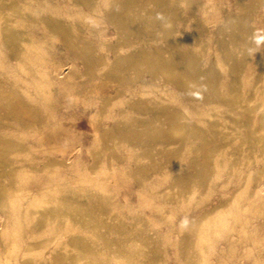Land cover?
<instances>
[{
    "label": "rangeland",
    "instance_id": "374dc122",
    "mask_svg": "<svg viewBox=\"0 0 264 264\" xmlns=\"http://www.w3.org/2000/svg\"><path fill=\"white\" fill-rule=\"evenodd\" d=\"M22 1L0 2V89L22 97L33 115L31 123L28 117L23 123L8 116L0 121V144L9 142L4 157L10 165V173L0 175L6 182L0 264H53L55 255L63 264H89L85 249L94 230L90 222L67 214L75 209L90 210L95 221L161 228L199 216L200 223L219 218L227 224L228 211L238 209L262 228L264 242V213L246 209L256 199L264 201V0H38L44 6ZM18 6L26 12L21 15ZM122 13L128 14L124 23ZM147 61L168 66L160 69ZM167 68L181 75L166 74ZM172 128L181 133L170 135ZM159 237L165 261L173 256L178 235ZM256 244L252 258L220 264H264V253L255 254ZM207 259L212 261L211 255Z\"/></svg>",
    "mask_w": 264,
    "mask_h": 264
},
{
    "label": "bare ground",
    "instance_id": "6f19581e",
    "mask_svg": "<svg viewBox=\"0 0 264 264\" xmlns=\"http://www.w3.org/2000/svg\"><path fill=\"white\" fill-rule=\"evenodd\" d=\"M3 1V0H2ZM2 1H0L2 3ZM6 1V0H5ZM18 2L22 1V0H17ZM38 1V0H37ZM36 1V2H37ZM82 1V0H81ZM87 1V0H86ZM93 1V0H92ZM96 1V0H95ZM127 1V0H126ZM135 1V0H133ZM132 1V2H133ZM148 1V0H147ZM11 2V1H10ZM17 2V4H18ZM23 2V1H22ZM26 2V1H25ZM40 1H38L39 3ZM48 2L50 3V1L48 0ZM85 2V0H84ZM91 2V1H90ZM94 2V1H93ZM106 2V1H105ZM131 2V1H130ZM137 2V1H136ZM142 2V1H140ZM245 2V1H244ZM0 3V4H1ZM5 3V2H4ZM24 3V2H23ZM27 3V2H26ZM24 3V4H26ZM37 3V5H38ZM51 3H52V0H51ZM88 3V2H86ZM85 3V4H86ZM97 3V1H96ZM99 3V2H98ZM108 3V1H107ZM135 3V2H134ZM138 3V2H137ZM3 4V3H2ZM13 4V3H12ZM16 5V2L14 3ZM36 4V3H35ZM41 4V2H40ZM39 4V5H40ZM94 4V3H93ZM110 4V3H109ZM108 4V5H109ZM128 4V3H127ZM6 5H10V3L6 4ZM42 5V4H41ZM54 5V4H53ZM88 5V4H86ZM90 5V4H89ZM121 5V4H119ZM132 5V4H131ZM169 5V4H168ZM2 6H5V5H2ZM13 6V5H11ZM21 7V5H19ZM18 6V10L19 13L21 14V12L23 13V10H19L20 7ZM32 6V5H31ZM44 6V5H42ZM41 6V7H42ZM95 6V4H94ZM98 7V4L96 5ZM110 6V5H109ZM154 6V5H153ZM158 6H159V2H158ZM176 6V5H175ZM16 6H14L13 8H15ZM57 7V6H56ZM106 7V5H105ZM104 7V8H105ZM117 7V6H116ZM123 7V6H122ZM132 7V6H131ZM146 7H148V5L146 4ZM152 7V6H151ZM246 7V6H245ZM9 8V7H8ZM23 8V7H22ZM21 8V9H22ZM93 8V6H92ZM99 10L101 9L100 7H98ZM107 8V7H106ZM105 8V9H106ZM127 8V7H126ZM153 8V7H152ZM162 8V7H161ZM2 9V8H0ZM17 9V8H16ZM27 9V8H25ZM47 9V8H46ZM95 9V8H94ZM108 9V8H107ZM110 9V7H109ZM114 9V8H112ZM130 9V8H129ZM128 9V10H129ZM146 9V8H145ZM144 9V10H145ZM6 10V9H5ZM9 11H11V7L8 9ZM89 10V9H88ZM92 10V9H91ZM117 10V9H116ZM123 10V9H122ZM125 10V9H124ZM123 10V11H124ZM133 10V9H131ZM1 11V10H0ZM58 11V10H57ZM95 11V10H94ZM93 11V12H94ZM98 10H96L97 12ZM106 11V10H104ZM119 11V10H118ZM135 11V10H134ZM2 12V11H1ZM16 12V11H15ZM26 12V11H25ZM24 12V13H25ZM36 13H38L39 11H37V6H36ZM34 12V13H35ZM92 12V13H93ZM120 12V11H119ZM127 12V11H125ZM129 12V11H128ZM127 12V13H128ZM131 12V11H130ZM151 12V11H149ZM157 12V11H156ZM23 13V14H24ZM27 13H29L27 11ZM87 13V12H86ZM102 13V12H101ZM121 13V12H120ZM127 13H122L120 15V21L121 23L125 22V19L127 17ZM137 12H135L136 14ZM155 13V12H154ZM40 13H38L39 15ZM131 14V13H129ZM134 14V13H133ZM143 14V13H142ZM149 14V13H148ZM147 14V15H148ZM153 14V13H152ZM171 14V13H169ZM3 15V14H1ZM7 14H5L6 16ZM16 15L19 17L18 13L16 12ZM22 15V14H21ZM20 15V16H21ZM34 15V14H33ZM103 15V13H102ZM116 15V14H114ZM156 15V14H155ZM8 16V15H7ZM6 16V18H8ZM91 16V14H90ZM92 16H94L92 14ZM117 16V15H116ZM152 16V15H151ZM3 17V16H2ZM35 17V16H34ZM87 17V15H86ZM104 17V16H103ZM102 17V18H103ZM109 17V16H108ZM113 17V16H111ZM110 17V18H111ZM154 17V16H153ZM167 17V16H166ZM176 17V16H175ZM1 18V17H0ZM33 18V17H32ZM96 18V17H95ZM101 18V16H100ZM114 18V17H113ZM4 19V17H3ZM109 19V18H108ZM132 19V18H131ZM9 20V19H8ZM7 20V21H8ZM42 20V19H41ZM92 20V18H91ZM94 20V19H93ZM104 20V19H103ZM113 20V19H111ZM117 20V19H116ZM129 20V19H127ZM166 20V19H165ZM171 20V19H170ZM174 20V19H173ZM40 21V20H39ZM105 21V20H104ZM103 21V22H104ZM110 21V19H109ZM138 21V20H137ZM164 21V20H163ZM10 22H12L10 20ZM8 21V23H10ZM16 22V21H14ZM42 23V21H40ZM83 22V21H82ZM101 22V21H100ZM114 22V21H113ZM118 23V21H116ZM132 22V21H131ZM130 22V23H131ZM165 22V21H164ZM168 22V21H167ZM1 23V22H0ZM5 23V24H4ZM2 22V24L6 25L7 23L6 22ZM81 23V22H80ZM129 23V22H128ZM136 23V22H135ZM154 22H152L153 24ZM161 23V22H160ZM19 24V22H18ZM69 24V23H68ZM85 24H87V22H85ZM93 24V23H92ZM95 24V23H94ZM114 24V23H113ZM171 24V23H170ZM234 24V23H233ZM236 24V23H235ZM241 24V23H240ZM244 24V22H243ZM44 25V24H43ZM47 25V24H46ZM50 25V24H49ZM53 25V24H52ZM82 25V24H81ZM98 25V24H97ZM96 25V26H97ZM117 25V24H115ZM120 25V23L118 24ZM129 25V24H128ZM132 25V24H130ZM154 25V24H153ZM1 26V25H0ZM3 26V25H2ZM1 26V28H2ZM93 26V25H92ZM125 26V25H124ZM239 26V25H238ZM86 27V26H85ZM88 28L90 26H87ZM94 27V26H93ZM117 27V26H116ZM121 27V26H120ZM120 27H117L119 29H121ZM122 27H123V24H122ZM127 27V25L125 26ZM143 27V26H142ZM10 28L12 29V27L10 26ZM9 28V29H10ZM48 28V26H47ZM50 28V27H49ZM73 28V27H71ZM84 28V27H83ZM98 28V27H97ZM128 30L129 27H127ZM126 28V29H127ZM141 28V27H140ZM157 28V27H156ZM178 28V27H177ZM8 29V28H7ZM17 29V28H16ZM68 29V28H67ZM70 29V28H69ZM74 29V28H73ZM95 29V28H94ZM116 29V28H115ZM170 29V28H169ZM180 29V28H179ZM14 30V28H13ZM12 30V31H13ZM19 30V29H18ZM16 31V32H19V31ZM85 30V29H84ZM92 30V29H91ZM117 30V29H116ZM121 30H125L124 28H122ZM161 30V29H160ZM177 30V29H176ZM230 30V29H229ZM56 31V30H55ZM60 31V30H59ZM62 32H64L63 30H61ZM126 31V30H125ZM132 31V30H131ZM149 31V30H148ZM155 31V30H154ZM4 32V31H3ZM8 32V31H7ZM14 34L16 33L15 30L13 31ZM90 33V31H88ZM92 33L94 32L93 30L91 31ZM118 32V31H117ZM116 32V33H117ZM135 32V31H134ZM156 32V31H155ZM168 32V31H167ZM6 33V31H5ZM11 33V30L10 32ZM20 33V32H19ZM91 33V36H93ZM121 34V32H119ZM141 33V31H140ZM152 33H153V30H152ZM94 34V33H93ZM124 34V33H123ZM126 34V32H125ZM130 34V32H129ZM161 34H162V30H161ZM23 35V34H21ZM19 35V37L21 36ZM64 35V34H63ZM62 35V36H63ZM134 35V34H133ZM167 35V34H166ZM169 35V34H168ZM18 36V35H17ZM28 36V35H26ZM65 36V35H64ZM73 36V35H72ZM71 36V37H72ZM90 36V35H89ZM126 36V35H124ZM123 36V37H124ZM132 36V35H131ZM154 36V35H153ZM2 37V35H1ZM6 37V36H4ZM9 37V36H7ZM7 37L5 38V40H8ZM13 37V36H12ZM22 37V36H21ZM70 37V36H69ZM121 37V36H119ZM127 37V36H126ZM135 37V36H133ZM151 37V36H150ZM163 37H166L165 35ZM17 38V37H15ZM75 38V36H74ZM72 38V39H74ZM82 38V37H81ZM90 38V37H89ZM100 38V37H99ZM98 38V39H99ZM122 38V37H121ZM128 38V37H127ZM171 38H173V36H171ZM69 39V38H68ZM70 39V40H72ZM77 39V38H76ZM93 38H91L92 40ZM118 39V38H117ZM194 39V38H193ZM191 39V40H193ZM4 40V38H3ZM4 40V41H5ZM10 40V39H9ZM14 40V39H12ZM17 40V39H16ZM25 40H28V39H25ZM47 40V39H46ZM49 40V39H48ZM68 40V41H70ZM103 40V39H102ZM119 40V39H118ZM123 40V39H122ZM150 40V39H149ZM168 40V39H167ZM172 40V39H171ZM20 41V40H19ZM65 41V39H64ZM75 41V40H74ZM79 40H77L78 42ZM93 41V40H92ZM106 41V40H105ZM154 41V40H153ZM176 41V40H174ZM3 42V41H2ZM6 43L9 42V41H5ZM15 42V40H14ZM44 42V41H43ZM72 42V41H70ZM80 42H82V40H80ZM84 42V41H83ZM90 42V41H89ZM88 42V43H89ZM118 42V41H117ZM116 42V43H117ZM129 42H131V40H129ZM128 42V43H129ZM177 42V41H176ZM247 42V41H246ZM48 43V42H47ZM87 43V42H85ZM91 43V42H90ZM112 43V42H110ZM109 43V44H110ZM120 43V41L118 42ZM117 44H113L114 46L115 45H118ZM124 43V42H123ZM132 43V42H131ZM151 43V42H150ZM155 43V42H154ZM157 43V42H156ZM4 44V43H3ZM53 44V43H52ZM82 44V43H81ZM98 44V43H97ZM121 44V43H120ZM148 44V43H147ZM170 44H172L170 42ZM175 44V43H173ZM178 44V43H177ZM246 44V43H245ZM6 45V44H5ZM3 45V46H5ZM13 44L11 43L10 46H12ZM18 45V44H17ZM49 45V44H48ZM80 45V44H79ZM91 45V44H90ZM96 45V43H95ZM94 45V46H95ZM99 45V44H98ZM125 45H126V42H125ZM137 45V44H136ZM141 45V44H140ZM153 45V44H152ZM219 45V44H218ZM231 45V44H230ZM8 46V45H7ZM74 46V44L72 45ZM127 46V45H126ZM167 46V45H166ZM175 47V45H173ZM182 46V45H181ZM14 47V45L12 46ZM20 47V46H19ZM50 47V46H49ZM70 47V45H69ZM84 47V46H83ZM98 47V46H97ZM123 47V46H122ZM121 47V48H122ZM131 47V46H130ZM129 47V48H130ZM146 47V46H145ZM154 47H156L154 45ZM153 47V48H154ZM170 47H172L170 45ZM218 47V46H217ZM6 48V47H5ZM11 48V47H10ZM45 48V47H44ZM74 48V47H73ZM89 48V46H88ZM93 48V47H92ZM104 48H105V45H104ZM132 48V47H131ZM134 48H136L134 46ZM150 48V47H149ZM148 48V50H149ZM166 48V47H165ZM173 48V47H172ZM176 48V47H175ZM178 48V46H177ZM215 48V47H214ZM226 48V47H225ZM232 48V47H231ZM236 48V47H235ZM12 49V48H11ZM17 49V48H16ZM46 49V48H45ZM127 49V48H126ZM160 49V48H159ZM157 48V51L159 50ZM179 49V48H178ZM181 49V48H180ZM217 49V48H216ZM3 50H7V49H3ZM2 50V51H3ZM14 50V49H13ZM18 50V49H17ZM78 50V49H77ZM84 50V49H83ZM82 50V51H83ZM91 50V49H90ZM100 50V49H99ZM119 50V48H118ZM129 50V49H127ZM165 51V49H163ZM162 50V51H163ZM194 50V48H193ZM218 50V49H217ZM229 50V49H228ZM19 51V50H18ZM49 51V50H48ZM76 51V49H75ZM151 51V50H150ZM184 51V49H183ZM203 51V50H202ZM222 51V50H221ZM5 52V51H4ZM3 52V53H4ZM8 52V51H7ZM20 52V51H19ZM23 52V51H22ZM25 52V50H24ZM32 52V50H31ZM51 52H54V51H51ZM49 52V53H51ZM94 52H95V49H94ZM117 52V51H116ZM126 52V51H125ZM145 52V51H144ZM17 52H15L16 54ZM47 53V52H46ZM48 53V54H49ZM72 53V51H71ZM77 54L76 52H73V54ZM93 53V52H91ZM90 53V54H91ZM148 53V51H147ZM154 53V52H153ZM160 53V52H159ZM164 53V52H163ZM166 53V52H165ZM182 53V52H181ZM185 53V52H184ZM6 54V53H5ZM8 54V53H7ZM14 54V53H13ZM22 55V58H23V54L20 53ZM86 54V53H85ZM89 54V55H90ZM123 54V53H122ZM198 54V52H197ZM201 54V53H200ZM19 55V53H18ZM79 55V54H78ZM121 55V54H120ZM145 55V54H144ZM170 55V54H169ZM234 55V54H233ZM16 56V55H15ZM14 56V57H15ZM50 56V54H49ZM87 56V54H86ZM97 56V55H96ZM117 56V55H116ZM152 56V55H151ZM154 56V55H153ZM168 56V55H167ZM186 56V55H185ZM13 57V56H11ZM52 57V55H51ZM50 57V58H51ZM85 57V55H84ZM91 57V56H90ZM136 57V56H134ZM139 57V56H138ZM10 58V56H9ZM16 58V57H15ZM45 58V56H44ZM93 58V57H92ZM91 58V59H92ZM103 58V57H102ZM114 58V57H112ZM155 58V57H154ZM174 58V57H173ZM177 58V57H176ZM192 58V57H191ZM47 59V58H46ZM59 59V58H58ZM89 59V58H87ZM128 59V57H127ZM133 59V58H132ZM137 59V58H136ZM142 59V58H141ZM140 59V60H141ZM186 59V58H185ZM194 59V58H193ZM19 60V58H18ZM21 60V59H20ZM19 60V61H20ZM25 60V58H24ZM54 60V59H53ZM93 60V59H92ZM131 60V59H130ZM144 61V59H142ZM141 60V61H142ZM146 60V59H145ZM149 60V59H148ZM10 61V60H9ZM15 61H17L15 59ZM18 61V62H19ZM57 61V60H56ZM97 61V60H96ZM126 61V60H124ZM133 61V60H132ZM136 61V60H135ZM191 61V60H190ZM198 61V60H197ZM26 61H23L21 63H24ZM52 62V61H50ZM123 62V61H122ZM138 63V61H136ZM140 62V61H139ZM148 62V61H147ZM153 61L152 63L149 61L146 65H149V66H159L160 69H161V66H165L167 67L166 65L162 64V63H158V62H155ZM204 62V61H202ZM93 63V61H92ZM112 63V62H111ZM119 63V61H118ZM133 63V62H132ZM145 63V62H144ZM176 63V61H175ZM11 64H12V59H11ZM16 64V63H15ZM55 64V63H54ZM231 64V63H230ZM244 64V63H243ZM13 65V64H12ZM21 65V64H20ZM26 66V64H24ZM85 65H88V64H85ZM109 65V64H108ZM130 65V63H129ZM242 65V64H241ZM240 65V66H241ZM16 66V65H15ZM23 66V64H22ZM42 66V65H41ZM94 66V65H93ZM127 66V65H126ZM133 66V64L131 65ZM135 66V64H134ZM143 66V65H142ZM202 66V65H200ZM19 67V65H18ZM29 67V66H28ZM87 67V66H86ZM124 67V66H123ZM129 67V66H128ZM136 67V66H135ZM158 67V68H159ZM227 67V66H226ZM52 68V67H50ZM49 68V69H50ZM144 68V67H143ZM156 68V67H155ZM171 68V67H170ZM182 68V67H181ZM48 69V68H47ZM58 69V68H57ZM62 69V68H61ZM90 69V68H89ZM88 69V70H89ZM92 69V68H91ZM113 69V68H112ZM118 69V68H117ZM120 69V68H119ZM159 69V70H160ZM164 69V68H163ZM177 69V68H175ZM174 69V70H175ZM185 69V67H184ZM192 69V68H191ZM33 70V69H32ZM31 70V72H32ZM52 70V69H51ZM54 70V68H53ZM121 70V69H120ZM168 71H166V74L169 73L171 75H175L177 74V72H175L173 69H168ZM113 71V70H111ZM119 71V70H118ZM142 71V70H141ZM151 71V70H150ZM181 71V70H180ZM179 71V72H180ZM38 72V71H37ZM55 72V71H54ZM57 72V71H56ZM59 72V71H58ZM62 71H60L61 73ZM121 72V71H120ZM160 72V71H159ZM162 72V71H161ZM164 72H165V69H164ZM1 73V72H0ZM3 73V72H2ZM63 73V72H62ZM137 73V72H136ZM152 73V72H151ZM157 73V72H156ZM186 73V72H185ZM35 74V73H33ZM56 74V73H55ZM88 74V73H87ZM91 74V73H90ZM128 74V72H127ZM133 74V73H131ZM135 74V73H134ZM159 74V73H158ZM165 74V75H166ZM3 75V74H2ZM40 75V74H39ZM48 75L49 77V74H46ZM58 75V74H56ZM121 75H122V72H121ZM126 75V74H125ZM130 75V74H129ZM178 75V74H177ZM181 75V73L179 74ZM178 75V76H179ZM5 76V74H4ZM33 76L32 74L30 75V77ZM55 76V75H54ZM62 76V74L60 75ZM59 76V77H60ZM183 76V75H182ZM185 76V75H184ZM3 77V76H2ZM9 77V76H8ZM36 77V75H35ZM34 77V78H35ZM58 77V78H59ZM122 77V76H121ZM120 77V78H121ZM162 77V76H161ZM188 77V76H186ZM33 78V77H31ZM56 78V77H55ZM62 78V77H61ZM125 78V77H124ZM127 78V77H126ZM174 78V77H173ZM196 78V77H194ZM1 79V78H0ZM10 79V77H9ZM52 79V78H51ZM116 79V78H115ZM53 80V79H52ZM55 80V79H54ZM63 80H64V77H63ZM125 80V79H124ZM167 80V79H166ZM169 80V79H168ZM210 80V79H209ZM9 81V80H7ZM11 81V80H10ZM117 81V80H116ZM120 81V80H119ZM186 81V80H185ZM188 81V80H187ZM194 81V80H193ZM15 82V81H14ZM59 82V81H58ZM64 82V81H63ZM189 82V81H188ZM10 83V82H9ZM57 83V82H56ZM65 83V82H64ZM63 83V84H64ZM120 83V82H119ZM176 83V81H175ZM232 83V82H231ZM2 84V83H1ZM58 84V83H57ZM55 84V85H57ZM62 84V85H63ZM177 84V83H176ZM179 84V83H178ZM12 85H13V82H12ZM17 85V84H16ZM54 85V86H55ZM60 85V84H59ZM66 85V84H65ZM121 85V84H120ZM209 85V83H208ZM228 85V83H227ZM5 86V85H4ZM14 86V85H13ZM187 86V85H186ZM196 86V85H195ZM212 86V85H211ZM59 87V86H58ZM57 87V88H58ZM118 87V86H117ZM216 87V86H215ZM218 87V86H217ZM12 88V87H11ZM60 88V87H59ZM120 88V87H118ZM190 88V87H189ZM193 87H191L190 89H192ZM201 88H202V85H201ZM210 88V87H209ZM212 88V87H211ZM121 89V88H120ZM17 90V89H16ZM57 90V89H56ZM55 90V91H56ZM61 90V89H60ZM59 90V91H60ZM118 90V89H117ZM193 90V89H192ZM191 92H194L192 91ZM202 90V89H201ZM8 91V90H7ZM19 91V90H18ZM58 91V92H59ZM221 91V90H220ZM219 91V92H220ZM229 91V90H228ZM233 91V90H231ZM238 91V90H237ZM253 91V90H252ZM6 90L4 89H0V121H6L8 120V117L10 119H14L19 121V122H24L26 121V117H28L27 120H30L33 115L31 113V110L29 108V104L24 101L23 99L21 98H18L17 96H13V95H7V93H5ZM12 92V91H11ZM30 92V91H29ZM186 92V91H184ZM200 92V91H199ZM241 92V91H240ZM18 93V92H17ZM31 93V92H30ZM33 93V92H32ZM45 93V91H44ZM202 93V92H201ZM242 93V92H241ZM12 94V93H11ZM103 94V93H101ZM197 94V93H196ZM217 94V93H216ZM231 94V93H230ZM195 95V94H193ZM24 96V95H23ZM226 96V95H225ZM98 97V96H97ZM25 98V97H24ZM102 98V97H101ZM106 97L104 96V99ZM227 98V97H226ZM248 100L250 99L249 97H247ZM103 99V98H102ZM102 99H99V100H102ZM191 99V98H190ZM212 99V98H211ZM108 100V99H107ZM196 100V99H195ZM38 101V100H37ZM87 101V100H86ZM91 101V100H89ZM88 101V102H89ZM50 102V101H49ZM106 102V101H105ZM236 102V101H235ZM93 103V102H92ZM101 103H103L101 101ZM111 104V103H110ZM219 104V103H218ZM50 105V104H49ZM106 105V104H105ZM254 105V104H253ZM44 106V105H43ZM142 106V105H141ZM224 106V105H223ZM245 106V105H243ZM222 108V107H221ZM43 109V108H42ZM143 109V108H142ZM223 109V108H222ZM230 109V108H229ZM145 110V109H144ZM224 110H228V109H225ZM252 110V109H250ZM150 111V110H149ZM222 112V111H221ZM235 112V110H234ZM233 112V113H234ZM164 113V112H163ZM210 113V112H209ZM224 113V112H223ZM42 114V113H41ZM110 114V113H109ZM213 114V113H212ZM247 114V113H246ZM245 114V115H246ZM5 116V117H4ZM8 116V117H7ZM162 116V114H161ZM221 116V115H220ZM254 116V114H253ZM248 117H249V114H248ZM246 118V117H245ZM9 119V120H10ZM41 119V118H40ZM124 119V118H123ZM182 119V118H181ZM206 119V118H205ZM203 119V120H205ZM208 119V118H207ZM241 121L242 119L239 118ZM247 119V118H246ZM224 120V119H223ZM112 121V120H111ZM157 121V120H156ZM239 122V120H237ZM29 123H31L32 121H27ZM138 122V121H137ZM197 122V121H196ZM207 122V121H205ZM222 122V121H221ZM245 122V121H244ZM243 122V123H244ZM16 123V122H15ZM42 123V122H41ZM195 123V122H194ZM226 123V122H225ZM241 123V124H243ZM1 124V122H0ZM34 124V123H33ZM237 124V123H236ZM12 125V124H11ZM147 125V124H146ZM219 125V124H218ZM6 126V125H5ZM3 126V128L5 127ZM37 126V124H36ZM103 126V125H101ZM113 126V125H112ZM144 126V125H143ZM142 126V127H143ZM152 126V125H150ZM189 126V125H188ZM246 126V125H245ZM263 126V125H262ZM17 127V126H16ZM19 127V126H18ZM21 127V126H20ZM98 127V126H97ZM140 127V126H138ZM155 128V126H153ZM205 127V125H204ZM207 127V126H206ZM228 127V126H227ZM1 128V127H0ZM6 128V127H5ZM101 128V127H100ZM118 128V127H117ZM171 128V127H170ZM224 128V126H223ZM260 128V127H259ZM10 129V128H9ZM26 129V128H25ZM130 129V128H129ZM183 129V128H182ZM228 129V128H227ZM230 129V128H229ZM240 129V128H238ZM2 130V129H0ZM28 130V129H26ZM31 130V129H30ZM101 130V129H100ZM99 130V131H100ZM107 130V129H106ZM131 130V129H130ZM143 130V129H142ZM222 130V129H221ZM111 131V130H110ZM128 131V130H127ZM155 131V130H154ZM158 131V130H157ZM180 128H176V129H170L169 130V134L171 135H179L181 132H180ZM201 131V130H200ZM206 131V130H205ZM223 131V130H222ZM228 131V130H227ZM4 132V131H3ZM26 132V131H25ZM29 132V130H28ZM102 132V131H101ZM193 132V131H192ZM231 132V131H230ZM7 133V132H6ZM27 133V132H26ZM132 133V132H131ZM137 133V132H135ZM168 133V132H167ZM207 133V132H206ZM211 133V131H210ZM107 134V133H106ZM121 134V133H120ZM143 134V132H142ZM145 134H146V131H145ZM186 134V133H185ZM216 134V133H215ZM229 134V133H228ZM213 135V134H212ZM225 135V134H224ZM242 135V134H240ZM1 136V135H0ZM3 136V135H2ZM5 136H8L5 134ZM112 136V135H111ZM118 136V135H117ZM207 136V135H206ZM216 136V135H215ZM226 136V135H225ZM263 136V135H262ZM98 137V136H97ZM197 137V136H196ZM209 137V136H208ZM5 138V137H4ZM7 138V137H6ZM151 138V137H150ZM194 138V137H193ZM234 138V137H233ZM232 138V139H233ZM240 138V137H239ZM144 139V138H143ZM195 139V138H194ZM140 140V139H139ZM216 140V139H215ZM11 142V139L9 140ZM16 141V140H14ZM114 141H116L114 139ZM143 141V140H142ZM231 141V140H230ZM242 141V140H241ZM247 141V140H246ZM259 141V140H258ZM101 142V141H100ZM141 142V141H140ZM264 142V141H263ZM7 143V142H6ZM2 143L0 144V175L1 174H7V173H10L9 169H10V165H6L7 164V161L5 159V155L7 154V151H6V147H7V144L9 143ZM125 143V142H124ZM159 143V142H158ZM222 143V142H221ZM239 143V142H238ZM100 144V143H99ZM152 144V143H151ZM165 144V143H164ZM177 144V143H176ZM252 144V143H251ZM255 144V143H254ZM127 145V144H126ZM175 145V144H174ZM226 145V143H225ZM264 145V144H263ZM154 146V145H153ZM230 146V145H229ZM193 147V146H192ZM202 147V146H200ZM260 147V146H259ZM264 147V146H263ZM221 148V147H220ZM21 149V148H20ZM9 150V149H8ZM153 150V149H152ZM19 151V150H18ZM241 151V150H240ZM12 153V151H10ZM219 152V151H218ZM237 153V152H236ZM227 154V153H226ZM245 154V153H244ZM215 155V154H214ZM253 155V154H252ZM259 155V154H258ZM12 156V155H11ZM18 156V155H17ZM250 156V155H249ZM10 158V157H9ZM248 158V157H247ZM169 159V158H168ZM95 160V159H94ZM231 160V159H230ZM12 162V161H11ZM200 162V161H199ZM229 162V161H228ZM158 163V162H157ZM214 163V161H213ZM12 164V163H11ZM99 164V163H98ZM231 164V163H230ZM18 165V164H17ZM262 165V164H261ZM14 166V165H13ZM91 166V165H90ZM102 167V166H101ZM192 169V168H191ZM45 170V169H44ZM156 170V169H155ZM202 171V170H201ZM162 172V171H160ZM189 172V171H188ZM159 173V172H158ZM195 174V173H194ZM197 174V172H196ZM185 176V175H184ZM189 176V175H188ZM205 176V175H204ZM192 177V176H191ZM1 176H0V202L1 201H4L3 200V197H5V187H4V184L6 182H3L1 181ZM6 178V177H5ZM209 179V178H208ZM143 180V179H142ZM186 180H189V179H186ZM197 180V179H196ZM175 182V181H174ZM207 183V182H206ZM254 183V182H253ZM168 184V183H167ZM259 184V183H258ZM264 185V183H262ZM147 185V184H146ZM168 186V185H167ZM12 187V186H11ZM147 187V186H146ZM166 187V186H165ZM160 189V188H159ZM176 189V188H175ZM200 189V188H199ZM170 190V189H169ZM263 190V189H262ZM161 191V189H160ZM164 192V191H163ZM175 193V192H174ZM85 194V193H84ZM230 194V193H229ZM86 196V195H85ZM172 196V195H171ZM182 197V196H181ZM184 197V196H183ZM85 198V197H84ZM228 199V198H227ZM103 200V199H102ZM50 201V200H49ZM53 201V200H52ZM64 201V200H63ZM184 201V200H183ZM226 201V200H225ZM54 203V202H52ZM96 203V202H95ZM224 203V202H223ZM219 205V204H218ZM221 205V204H220ZM63 206V205H62ZM111 206V205H110ZM216 206V205H214ZM60 208V207H59ZM114 208V207H113ZM49 209V208H47ZM214 209V207L212 208ZM247 211L251 212L253 215H256V213H264V201L262 199H256L250 206H248V208H246ZM68 210V209H67ZM207 210V209H206ZM210 210V209H209ZM52 211V210H51ZM69 211V210H68ZM213 211V210H212ZM44 212V211H43ZM67 212V211H66ZM198 212V211H197ZM208 212V211H206ZM228 212H230V223H227V224H224L222 223V221L218 218L217 220H214L213 222H206V223H200V219L202 216H199L197 218H194L192 219L188 226L187 227H181V223H178V224H172V223H166L164 224V228H161L160 226L158 225H147V224H144V223H117V222H106V221H103V220H99V221H95L94 219H97L94 217V215L90 212V210H84V209H75V211H72V212H68L67 214L71 215L74 219H76L77 221H81V222H90V225L91 227L93 228L94 230V236L90 239V243L88 245V248L85 249V252H86V256L88 257L89 259V264H210L212 261L213 262H218L219 264L220 263H223L225 262V260L229 259V260H234V259H249V258H252V255H253V249H252V245L253 243H257L256 244V252L255 254H257V256L261 255L264 253V242L261 240V236L263 234V231H262V228L259 226V225H254V224H250L247 220V218H243L242 215H241V212L240 210L236 209V210H229ZM57 213H59L57 211ZM57 213H52L51 215L53 216H56L58 217L59 214ZM45 214V213H44ZM65 214V213H64ZM106 214V213H105ZM104 214V215H105ZM209 214V212H208ZM212 214V213H211ZM109 215V214H108ZM193 215V214H192ZM206 215V213H205ZM103 216V215H102ZM107 216V214H106ZM132 216V215H131ZM43 217V216H42ZM119 217V216H118ZM190 217V216H189ZM47 219V218H46ZM50 219V218H48ZM60 219V218H59ZM102 219V218H101ZM116 219V218H115ZM36 220V219H35ZM65 221V218L63 219ZM46 221V220H45ZM54 221V220H52ZM51 221V222H52ZM134 221V220H133ZM237 223H240L239 225H236ZM53 225V224H52ZM72 225V224H71ZM57 226V225H56ZM55 227V226H54ZM90 227V229H91ZM90 231V230H89ZM56 232V231H55ZM81 232V231H80ZM92 233V232H91ZM172 234H176L178 235V238L175 242H173L172 246H171V252H173V256H170L167 260L165 261H162L161 259V244H162V241L160 239V235H172ZM82 235V234H81ZM93 235V234H92ZM83 236V235H82ZM85 237V236H84ZM75 238V237H74ZM85 240V239H84ZM88 242V241H87ZM78 244V243H77ZM72 245V244H71ZM163 245V244H162ZM242 245L243 246V249L240 250V251H237L236 248H238L239 246L241 247ZM72 251V250H71ZM83 251H84V248H83ZM67 252V251H66ZM55 255V254H54ZM211 255L212 257V261L207 259V257H209ZM41 256V255H40ZM44 256V254H43ZM254 256V255H253ZM45 257V256H44ZM49 257V256H48ZM87 259V258H86ZM53 260H54V263L53 264H63L62 263V257L59 256V255H55L53 257ZM74 260V259H73ZM48 263V262H47ZM247 263V262H246ZM25 264H30L29 262H26Z\"/></svg>",
    "mask_w": 264,
    "mask_h": 264
},
{
    "label": "clouds",
    "instance_id": "9594fccd",
    "mask_svg": "<svg viewBox=\"0 0 264 264\" xmlns=\"http://www.w3.org/2000/svg\"><path fill=\"white\" fill-rule=\"evenodd\" d=\"M117 10H119V9H117ZM156 18H157V19H161V18H162V14H161V13H157V14H156ZM260 43H261L260 40H257V41H256L257 46H259ZM249 51H252V50L250 49ZM188 224H189V220H188L187 217H185V218L181 221V227H187Z\"/></svg>",
    "mask_w": 264,
    "mask_h": 264
}]
</instances>
